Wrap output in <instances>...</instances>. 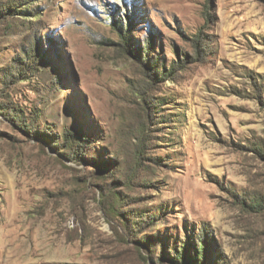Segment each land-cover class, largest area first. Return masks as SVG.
I'll return each mask as SVG.
<instances>
[{
    "label": "rangeland",
    "instance_id": "rangeland-1",
    "mask_svg": "<svg viewBox=\"0 0 264 264\" xmlns=\"http://www.w3.org/2000/svg\"><path fill=\"white\" fill-rule=\"evenodd\" d=\"M26 1L0 22V264H184L176 252L202 228L209 264H264V0ZM112 18L154 79L121 50ZM34 38L37 62L12 83ZM143 86L155 98L150 161L126 187L113 181L131 165ZM5 107L53 139L32 137ZM67 129L89 140L84 159L56 150ZM110 183L115 218L101 200Z\"/></svg>",
    "mask_w": 264,
    "mask_h": 264
},
{
    "label": "trees",
    "instance_id": "trees-1",
    "mask_svg": "<svg viewBox=\"0 0 264 264\" xmlns=\"http://www.w3.org/2000/svg\"><path fill=\"white\" fill-rule=\"evenodd\" d=\"M25 1V2H24ZM29 1L26 0H7L3 3H0V22L5 21L7 17L10 15H13L16 13V11L21 8V5L28 4ZM130 19V18H129ZM113 23L116 26L117 30L119 31V47L124 52L133 53L135 57H139L138 59L141 60L143 64H145V75L148 76L151 79H154L155 72L153 70L154 66L148 63L146 66V58H145V51L141 48H134L128 49L129 46V38L125 34L124 26L119 20L113 19ZM129 21V20H127ZM201 33V32H200ZM193 37L190 38L189 43L191 44L193 50H194V57H201L202 52V45H204L203 42H205L202 34H191ZM37 38H34L31 40V43L28 47L23 48L21 47V58L17 57V65L19 66V71L17 74L15 72H9L11 75V82H15V78L17 76H20L24 78V71H30V69L33 67L34 62H37V54L35 49L33 50V46L36 47ZM33 54H30V53ZM191 59V57L185 56L181 60H177V63H171L170 65V71H164L163 75L166 74H172L174 75L181 69H185L187 67V63ZM35 62V63H36ZM149 66V68H148ZM11 71V70H10ZM9 80V78L7 79ZM7 84H11L10 82H5ZM148 84H151L150 82ZM150 88H147L146 86H143L141 90H139V99L140 101V108L142 111V118L141 120L135 125V143L132 151V155L130 157L131 165L127 166L125 169V172L121 174L120 180L116 179L113 181L114 183H120L121 185H124L126 187L132 185V183L135 181L136 175L139 173V171L145 169L148 165V161H150L148 155H146V148L149 142V131L151 130L150 125L153 124L152 119V113L150 108L152 107V104L155 103V98L151 93ZM152 109V108H151ZM2 112L11 119L16 125L21 126L27 133H30L29 135H32V137L37 139H42L43 141L50 142L51 139H53L52 132H48L47 130H40L35 125V121L25 120L21 114L14 113V110H10L8 107L2 108ZM46 128V127H45ZM73 137H76L78 141L72 140ZM55 138V137H54ZM56 143L55 148L56 150H59L62 155L65 157L72 159V160H80L84 159V153H85V147L86 144L89 142L88 139H86L83 134L81 133H75L70 129H67L62 134V140L58 143L57 140H53ZM74 142V144H72ZM59 145L63 147H59ZM256 151L260 154L261 148H255ZM261 155V154H260ZM153 160H156V158H152ZM96 162L98 168H102L105 165L107 166V162L104 159L100 160H93ZM159 163V162H158ZM136 174V175H135ZM114 183L107 184L102 192L101 200L104 204L103 206V212L107 216H111L115 218L117 214H119L116 211L115 201L111 194L113 191V185ZM237 204L241 205V207L246 211H259L261 208V203H256L255 201L247 200L246 197L238 196ZM121 227L123 230V235L128 236L129 229L127 227L126 222H121ZM209 231L205 230V228L200 229L198 233L195 235L194 241H191L189 239L185 240L183 250L180 252L179 249L176 252L177 259L181 260L184 264H209L211 262L209 258V250H210V242H209ZM142 245L145 247L146 251H149L150 243L149 239L145 237L144 240H142Z\"/></svg>",
    "mask_w": 264,
    "mask_h": 264
}]
</instances>
